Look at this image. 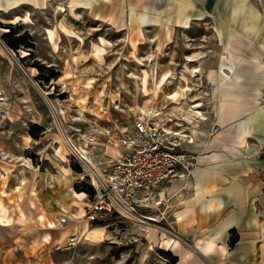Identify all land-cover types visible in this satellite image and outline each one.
Returning <instances> with one entry per match:
<instances>
[{
  "label": "rangeland",
  "instance_id": "obj_1",
  "mask_svg": "<svg viewBox=\"0 0 264 264\" xmlns=\"http://www.w3.org/2000/svg\"><path fill=\"white\" fill-rule=\"evenodd\" d=\"M8 1L0 0V192L5 190L0 196L16 227L0 231V251L19 250L33 240L28 250L44 242L40 257L51 264H212L190 237L175 230L171 211L161 222L111 217L104 222L109 226L103 241L78 233V242L69 245L59 232L77 220L58 222L69 214L60 207H73L59 179L68 174L71 185L86 193L83 212L94 187L65 134L89 149L102 168L123 151L118 136L132 130L138 106L150 102L163 110L164 119L156 120L160 126L178 131L171 134L182 152L181 129L192 122L213 127L211 117L195 108L198 101L210 95L218 117L214 87L232 94L242 89L243 68L233 60L240 64L245 53L226 52L231 36L221 29L259 26L248 16L264 8V0H38L6 11ZM6 35L18 48L7 44ZM252 54V75L264 79V62L257 59L259 52ZM104 88L120 99L106 97L95 105V94ZM192 90L210 94H187ZM198 131L205 134L194 127L192 138ZM31 193L37 207L30 204ZM74 208L80 214V207ZM156 211L143 210L148 216ZM150 233L171 235L178 245L161 248L151 243Z\"/></svg>",
  "mask_w": 264,
  "mask_h": 264
},
{
  "label": "crops",
  "instance_id": "obj_2",
  "mask_svg": "<svg viewBox=\"0 0 264 264\" xmlns=\"http://www.w3.org/2000/svg\"><path fill=\"white\" fill-rule=\"evenodd\" d=\"M16 2L32 4L34 0ZM248 18L259 20V26L221 29L231 36L225 51L245 53L240 64L233 60V65L243 68L242 89L238 94L234 90V94H223L218 117L210 95L198 101L195 108L211 117L213 127L192 122L181 129L186 138L180 152L193 164L188 169L178 168L154 191V199L160 201V213L152 215L153 218L161 222L167 219L166 212L171 211L170 223L173 222L175 230L190 237L196 249L212 264H264V79L254 77L251 69L253 50L259 52V57L254 56L264 62V8L253 10ZM198 63L194 62L197 66ZM256 89L260 94L255 93ZM187 94L210 92L192 90ZM244 117L245 121L239 122ZM194 127L205 130V134L198 131L196 138H192ZM181 173L182 179H173ZM170 183L177 186L166 188ZM57 200L62 199L58 196ZM64 209L70 214L68 221L78 216L76 208L64 205ZM58 222L61 223L59 217ZM14 227L0 226V231L9 233ZM79 229L80 226L70 225L65 240L78 234ZM208 237L212 240L211 249L202 246ZM31 242L24 248L18 244L19 250L0 251V264H13V260L14 264H51L40 257L39 249L44 242L29 251ZM193 259L197 260L198 256Z\"/></svg>",
  "mask_w": 264,
  "mask_h": 264
},
{
  "label": "built area",
  "instance_id": "obj_3",
  "mask_svg": "<svg viewBox=\"0 0 264 264\" xmlns=\"http://www.w3.org/2000/svg\"><path fill=\"white\" fill-rule=\"evenodd\" d=\"M117 145L123 151L105 166L86 168L95 192L86 205L85 218L96 224L115 216L147 222L150 216L143 210L160 207V201L154 199L157 187L170 179L180 164L188 169L193 163L176 151L177 144L167 128L142 117L135 119L131 131L118 136ZM59 221L67 222V215ZM78 240L76 234L68 237L69 245Z\"/></svg>",
  "mask_w": 264,
  "mask_h": 264
},
{
  "label": "bare ground",
  "instance_id": "obj_4",
  "mask_svg": "<svg viewBox=\"0 0 264 264\" xmlns=\"http://www.w3.org/2000/svg\"><path fill=\"white\" fill-rule=\"evenodd\" d=\"M34 2L36 4L39 3L38 0H34ZM7 4L8 5H6L4 9L6 11H9L11 8L16 7V6H19L20 3L16 2V0H9L7 2ZM0 7H1V5H0ZM234 19H235V17H234ZM216 80H217V78H216ZM85 81L87 83V86L88 85H91L92 78L89 77ZM144 84H146V78L144 79ZM156 84H157V82H156ZM105 88L102 89V90H99L95 94V97H94V104L95 105L96 104L97 105L102 104L105 101L106 97H109L110 101H113V102H117L120 99V94H118L116 92L115 93H111V94H105V90H106ZM227 88H229V87H227ZM229 93H230V91H228V89H223V88H220V87H217V86L214 87V97H215V104H214L215 106L214 107H215V109H217L218 112H219V106L221 104V100L224 99L223 98V96H224L223 94H229ZM256 93H260V92H256ZM172 95H173V97H176L178 94H172ZM86 98H87L86 95H83L82 96V101L83 100H86ZM86 105H83V107L86 106ZM137 106H138V104H137ZM138 110H139V113H140V116H138V117H142V118H145L147 120L149 119L148 121L151 122V123H154L155 125H160L159 122L156 121V120H158L159 118H161L160 120H163L164 119V118H162V116H163L162 115L163 110H160L159 107L155 106L154 104H152L150 102H146L144 105L138 106ZM245 119L246 118L244 117L241 120H239V122H244ZM165 128H167V131L170 132V133L172 132L173 134H178V131L171 130L168 127H165ZM65 136H66V138L68 137L67 140L69 141L70 145L74 148V150L77 152L78 156L83 160L85 166L88 169H89V166H95V163L93 162L92 158L90 157L89 149H87L86 147H84L82 145L77 144L74 141V139L68 133L65 134ZM174 142H175V144H177L176 141H174ZM237 142L239 144H241V141L240 140H238ZM116 153H117V150L115 149V154ZM182 156H185V155L183 154ZM89 171L94 176L93 171L92 170H89ZM183 176H184V174L181 173V174H178L173 179L174 180L180 179V178L182 179ZM59 180L62 182V185H63V187H65L66 191H68V195L65 197V199H66L65 201H67L68 204L71 205V206H73V207L74 206L75 207H78V206L80 207V214L76 213L78 216H76V218L73 219V220H77V224L76 225L77 226H80L79 233L82 234L83 237L85 236L84 238L86 240L103 241L106 238V235L108 234V226L109 225H107L106 223H97L95 225L94 224L93 225H89L87 219L85 218V209H84V212H83V203H84V201L86 199V193L84 191H77L73 187V185H71V178L66 173L63 176H61ZM170 186L176 187L177 184L174 183L173 185H171V183H170L168 185V187H166V188H169ZM3 187H4V185H3ZM4 194H5V190H2L0 192V195H4ZM31 194H32V196H34V198H33L34 200H30V204L33 205L34 207L35 206L37 207V204H36V195H35V193H31ZM158 194H159V192H158ZM80 202H83V203L81 204ZM60 212L68 213L64 209V205H62L60 207ZM75 212H77V211H75ZM28 215H30V213ZM65 215H67V214H65ZM68 215H70V214H68ZM71 215H73V214H71ZM147 218L150 219V218H153V216H150V217H147ZM177 218H179V217H177ZM10 221H11V219L9 217L7 207L3 204L2 199H1V196H0V226H4V227L9 226L10 225ZM139 222H141V221L139 220ZM68 231H69V228L63 229L62 231L59 232V236L63 238L64 237V234H66ZM76 236H77V238H79V234H76ZM149 236H150V239H151V243L152 244H153V242H157V244L161 248H164V249H167V250H171V249L175 248L178 245V242H179L178 239L172 237L171 235H167L165 233L162 234L161 236L153 235V233H150ZM211 247H212V240H211V237H208L205 240V242L203 243V248H205V249H211ZM184 253H185V255H187V254L189 255L190 251L187 250V249H185L184 250ZM183 262H184V260L180 261L179 263L183 264Z\"/></svg>",
  "mask_w": 264,
  "mask_h": 264
},
{
  "label": "trees",
  "instance_id": "obj_5",
  "mask_svg": "<svg viewBox=\"0 0 264 264\" xmlns=\"http://www.w3.org/2000/svg\"><path fill=\"white\" fill-rule=\"evenodd\" d=\"M12 32V31H11ZM4 39H5V41L7 42V44L9 45V46H11V47H13V48H18V45L16 44V42H14L13 40H11L10 38H8V35H6L5 37H4ZM94 189H92L91 191H89L88 193H90L91 195H93L94 194ZM232 241H234V238L232 239ZM170 253H172L171 251H170ZM178 257V256H177Z\"/></svg>",
  "mask_w": 264,
  "mask_h": 264
},
{
  "label": "water",
  "instance_id": "obj_6",
  "mask_svg": "<svg viewBox=\"0 0 264 264\" xmlns=\"http://www.w3.org/2000/svg\"><path fill=\"white\" fill-rule=\"evenodd\" d=\"M26 72V71H25ZM27 73V72H26ZM68 138V137H67Z\"/></svg>",
  "mask_w": 264,
  "mask_h": 264
}]
</instances>
